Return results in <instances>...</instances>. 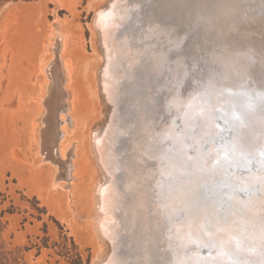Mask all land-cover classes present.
I'll list each match as a JSON object with an SVG mask.
<instances>
[{
	"label": "rangeland",
	"instance_id": "obj_1",
	"mask_svg": "<svg viewBox=\"0 0 264 264\" xmlns=\"http://www.w3.org/2000/svg\"><path fill=\"white\" fill-rule=\"evenodd\" d=\"M112 2L0 0L4 86L11 71L18 90L40 96L49 45L67 36L63 54L73 76L70 80L66 70L62 89L71 86V91L63 101L71 103L73 96L75 107L62 144L77 153L71 185L59 180L62 186L51 188L52 170L47 160L40 162L41 151L36 153L40 139L30 132L31 120H24L39 106L0 108V264H94L107 251L105 246L98 250L91 219L84 215L90 213L91 191L100 178L89 137L105 127L109 114L96 83L100 60L93 11H104ZM121 2L129 17L115 42L127 40L140 64L119 85L113 118L116 183L126 196L120 216L128 215L132 201L126 186L137 179L145 180L149 209L146 219L120 220V258L127 264H264V88L247 91L243 81L251 78L264 87V0ZM14 100L15 105L17 94ZM143 123L149 150L140 158ZM69 204L75 206L71 211ZM158 206L160 221L154 212ZM188 223L195 230L182 241L179 229Z\"/></svg>",
	"mask_w": 264,
	"mask_h": 264
},
{
	"label": "bare ground",
	"instance_id": "obj_2",
	"mask_svg": "<svg viewBox=\"0 0 264 264\" xmlns=\"http://www.w3.org/2000/svg\"><path fill=\"white\" fill-rule=\"evenodd\" d=\"M108 6H110V7L104 11H99L98 10L99 8L97 9L98 12L96 10L93 11L95 14L94 15L95 18H93L94 19V25H93L94 27L93 26L91 27L92 32L94 34V38H95V41H94L95 47H96L95 51L97 52L98 58L100 60L99 66L97 68H95V70H96V73H95L96 83L98 85V90H99L98 94L101 93L100 95H102V97L106 100V103L108 102L109 114H108V120L106 122L107 124L105 125V127L104 128H97L94 132L91 133L92 135L89 137V152L92 156V161L94 163V166L99 171L100 178H99L98 185H96V187H94L95 186L94 185L93 189L91 191L90 213L86 214V216L84 215V217L91 219L90 225L92 227V231L94 233L95 239L97 240V243L99 244L98 250H101V248L103 246H105L107 249V251L105 253L103 251L104 254L100 255V254H98L99 252L97 253V255L98 256L100 255V257H99V259L96 258L97 261H93V262H95L94 264H127V262H125L123 259L120 258V254H119L121 246H122V237L119 235V226H120L119 223H121L120 220L126 221L127 216L132 221H135L136 218H142V219L145 218L146 219L148 217L149 201L143 195V191H145V180L144 179H137V180L133 181L132 183H130L129 185L126 186V191L132 197L131 204H130V206H128V211H129L128 215H126V216L124 215L122 217L120 216L122 205H123V203H122L123 198L122 197H123L124 193H123V195L120 193V190H119L117 183H116V176H117V171H118L117 167L118 166H117V161L114 157V148L113 147L115 144V139H117L118 132L114 128L113 118L115 117V113H116V100H117V93H118L119 85L120 84L122 85L126 80H130L132 78L135 70L137 71V69H138V66L140 64V61H139L140 59H138L135 52L128 46L129 43L127 40H124L123 42H115L116 34H117L118 30H120V28L128 20V17H129L128 9L124 5H122L121 0H113L112 4L111 5L109 4ZM64 36L65 35H63V38L61 36H58L56 39L53 38V40L51 41V43L49 45L48 53L50 52V56H49L48 61L45 64H43V66H42L45 82L42 86L43 89H42L40 96H34V94H32L30 92L24 94V91L18 90L16 88V84L13 82V79L10 75L11 71L9 72V75L7 76L8 82L5 86H4L3 82L0 81V108L3 107V105L6 103L8 104L9 108L11 106H15L16 109L23 108L27 102H30L31 109H32V107L34 109L35 107L39 106L38 107L39 109H37L38 110L37 112L29 113V114L25 115L24 120H27V121L31 120L30 132L33 130V132L36 135L35 138L40 139L39 141L38 140L35 141L36 153L39 154V151H41V155H43V156L41 157L40 162L47 160V162H46L47 164L45 166H46V168H50L52 170V175H51V179L49 182L51 188H53L56 185L62 186V184H60L58 182L59 180L70 181L68 185H71V183H72L71 181L74 180V178L76 176V169H77L76 164H75V159L77 157V153L75 152V150H73V151L69 150L68 147L66 148L62 144V141L68 132L67 131V125L69 126V124H70L69 119L73 118L72 117L74 114L73 108L75 107V101H74L73 96L71 97V103H69V101L67 103L63 101V99L65 97L70 98V91H71L70 90L71 86H68V89H66L64 87L65 91H63V89H62V85L63 84L65 85L67 82L66 81L67 80L66 70H67V72L71 73L70 80L73 76L71 67H70L69 62H68L69 60L68 59L66 60V58L63 54V50H65V47H66V46H64L66 43L63 42ZM65 37H67V36H65ZM49 39H51V38H49ZM60 41H61V43H60ZM46 44H48V42ZM142 54H143V52H142ZM54 57H55V59H54ZM38 58L39 57H37V59ZM3 60H5V58H3ZM256 62H258V60ZM40 66H41V64H40ZM39 72H42V71H39ZM235 84H237V83H235ZM16 94L18 95V102L14 105V102H15L14 97ZM47 94H48V96L45 98V96ZM174 94H176V93H174ZM258 96H259V94H258ZM32 100H34V101H32ZM101 100H103V99H101ZM189 102H190V100L188 101V103ZM194 105H196V104H194ZM194 107H196V106H194ZM107 108H106V110H107ZM5 111H6V109H5ZM195 111H196V108H195ZM196 113H198V111H196ZM190 117H191V115H190ZM198 117H200V116H198ZM196 121H198V120H196ZM199 121H201V120L199 119ZM213 122H215V121H213ZM147 126H148L147 123L146 124L143 123L140 126L141 140H142V142L143 141L145 142L143 144L144 146L142 148V152H140V154H139L140 158H145L146 154L148 153V150H149L148 149L149 148V145H148V143H149V141H148L149 135L148 134L149 133H147V131H148ZM214 126L212 127L213 129H215ZM248 128H249V126H248ZM202 129H203V127H202ZM11 132H12V130H11ZM61 134L63 135V137H61ZM235 136H237V134H235ZM199 138H200V136H199ZM238 138H239V136H238ZM196 140H199V139H196ZM232 143H233V141H232ZM195 144H196V142H195ZM197 145H199V144H197ZM197 145H195V146H197ZM237 146H234V147H237ZM212 147H211V149H212ZM239 147H240V145H239ZM223 148L224 147H222V149ZM217 150H218V147H217ZM235 151H237V149ZM197 153H198V151H197ZM228 153H227V155H228ZM218 155H219V153H218ZM225 157H227V156H225ZM209 159H211V158H209ZM196 160H198V159L196 158ZM217 163H219V162H217ZM22 164L24 165V163H22ZM31 164H32V162H31ZM43 164H45V163H43ZM193 164H192V167H193ZM25 165H26V163H25ZM51 166H53V167H51ZM217 166L219 167V165H217ZM27 167H28V165H27ZM206 167H207V165H206ZM38 168H39V166H38ZM223 169H225V168H223ZM218 171L220 173V170H218ZM248 172H249V170H248ZM233 175H234V172H233ZM243 176H242V178H243ZM246 176H248V175H246ZM48 177L50 178V176H48ZM53 191H54V189H53ZM124 197H126V196L124 195ZM181 201H183V199ZM65 202H67V201H65ZM180 202H177V203H180ZM260 203H262V202H260ZM64 206H65V204H64ZM69 206H70V204H69ZM70 207L71 208L70 209L68 208V209L71 211L72 209H74L75 206L73 207L71 204ZM64 209H65V207H64ZM66 209H67V207H66ZM162 210H163L162 207L158 206L155 208V211H154L155 214L159 217V219H158L159 221L161 220V218L163 220V211ZM251 210L253 212L252 214H256L258 208H255L252 206ZM196 224H199V223H196ZM71 225H74V224L72 223ZM189 226L191 227L192 225H190L188 223L187 225H184L185 228H183L182 230L179 229L178 227L175 228V230L179 229V234L181 235L180 239L182 241L187 240L188 238L193 236L191 233V230L194 231L195 229L194 230L190 229ZM87 229H88V227H87ZM163 229H164V224H163ZM84 230H86V229H84ZM86 234H88V233H86ZM84 235H85V233H84ZM262 236H260V238L264 242V231H263ZM192 240H194V239H192ZM101 253H102V250H101ZM147 263H148L147 260L143 261V264H147Z\"/></svg>",
	"mask_w": 264,
	"mask_h": 264
},
{
	"label": "water",
	"instance_id": "obj_3",
	"mask_svg": "<svg viewBox=\"0 0 264 264\" xmlns=\"http://www.w3.org/2000/svg\"><path fill=\"white\" fill-rule=\"evenodd\" d=\"M243 81L245 82L244 90L250 91L255 90L256 88H264L260 83L254 81V79L251 78H244Z\"/></svg>",
	"mask_w": 264,
	"mask_h": 264
},
{
	"label": "snow or ice",
	"instance_id": "obj_4",
	"mask_svg": "<svg viewBox=\"0 0 264 264\" xmlns=\"http://www.w3.org/2000/svg\"><path fill=\"white\" fill-rule=\"evenodd\" d=\"M261 98L264 99V94H261Z\"/></svg>",
	"mask_w": 264,
	"mask_h": 264
}]
</instances>
